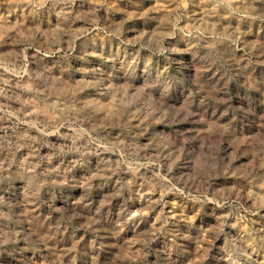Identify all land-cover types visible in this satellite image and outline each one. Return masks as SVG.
Masks as SVG:
<instances>
[{"label": "clouds", "instance_id": "1", "mask_svg": "<svg viewBox=\"0 0 264 264\" xmlns=\"http://www.w3.org/2000/svg\"><path fill=\"white\" fill-rule=\"evenodd\" d=\"M0 264H264V0H0Z\"/></svg>", "mask_w": 264, "mask_h": 264}]
</instances>
